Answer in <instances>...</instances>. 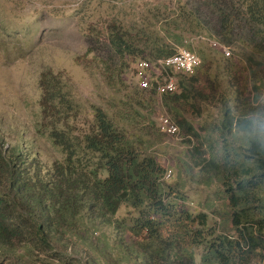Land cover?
<instances>
[{
    "label": "rangeland",
    "instance_id": "374dc122",
    "mask_svg": "<svg viewBox=\"0 0 264 264\" xmlns=\"http://www.w3.org/2000/svg\"><path fill=\"white\" fill-rule=\"evenodd\" d=\"M222 2L0 0V141L5 148L39 158L46 171L64 160L61 150L40 132L41 75L47 71L61 74L81 108L71 120L76 133L81 135L90 128L93 106L116 119L130 112L135 124L132 137L147 148L150 145L161 166L172 172L167 183L175 190L174 196H179V205L194 215L207 214L208 233L235 236L222 187L201 184L190 154L201 142L177 122L180 116L189 121L202 137L204 150L212 145L218 152L228 109L254 115L264 127L259 110L264 105V30L246 15L247 6L240 0L233 1L239 15L223 22L218 8ZM248 3L255 4L254 0ZM118 34L133 46L135 54L122 56L113 51L110 38ZM209 39L219 46L213 47ZM222 47L232 57L224 55ZM155 49H189L200 57L201 65L193 75L198 94L166 106L164 97L143 92L137 77L139 61L154 60ZM255 86L261 91L257 93ZM136 93L145 94L142 108L134 100ZM258 95L261 98L256 102ZM161 117L178 125L180 135H163L158 128ZM130 216H136L135 212L122 207L115 219ZM179 226L173 222L166 228L169 233L177 232ZM133 241L128 233L103 226L91 232V248L79 247L73 252L61 244L59 249L73 255L76 264H141L138 249L128 250ZM195 253L200 264L203 248H195Z\"/></svg>",
    "mask_w": 264,
    "mask_h": 264
},
{
    "label": "trees",
    "instance_id": "16d2710c",
    "mask_svg": "<svg viewBox=\"0 0 264 264\" xmlns=\"http://www.w3.org/2000/svg\"><path fill=\"white\" fill-rule=\"evenodd\" d=\"M233 1L223 0L218 6L225 23L239 15ZM240 1L247 6L246 15L264 30V0H254L252 5L250 0ZM110 43L122 56L136 52L121 34L112 35ZM154 51L156 58L144 61L156 63L177 54ZM200 54L206 57L203 51ZM193 75H176L184 79H177L176 93L164 96L166 106L198 94ZM39 85L40 132L61 150L64 160L46 171L39 158L5 148L0 141V264H76V258L59 246L64 244L73 252L91 248V232L103 226L128 233L134 239L128 250L138 249L141 264H198L195 248H203L200 264H264V127L259 125L260 118L228 109L219 152L212 145L204 150L193 125L181 116L177 120L201 142L190 151L201 184H219L228 202L235 236H216L206 230L207 214L194 215L179 205V196L167 183V171L150 145L147 148L132 137L135 124L130 112L116 119L93 106L91 126L79 135L71 120L81 108L69 84L61 74L47 71ZM143 92L157 95L156 82ZM144 93L135 94L140 108L146 103ZM259 110L264 117V105ZM122 207L136 216L115 219ZM173 222L180 226L169 233L166 226Z\"/></svg>",
    "mask_w": 264,
    "mask_h": 264
},
{
    "label": "built area",
    "instance_id": "2783aa9c",
    "mask_svg": "<svg viewBox=\"0 0 264 264\" xmlns=\"http://www.w3.org/2000/svg\"><path fill=\"white\" fill-rule=\"evenodd\" d=\"M209 43L217 48L219 44L212 39ZM223 48V54L232 57V52ZM200 57L189 49H180L174 56L158 60L156 63L150 61H141L139 63L137 77L143 90H148L152 81L156 82V93L159 97L174 94L178 90V81L176 75H193L200 67ZM159 131L166 136L176 137L180 135V129L170 118L161 117L158 125ZM172 177V172L166 174V179Z\"/></svg>",
    "mask_w": 264,
    "mask_h": 264
},
{
    "label": "clouds",
    "instance_id": "9594fccd",
    "mask_svg": "<svg viewBox=\"0 0 264 264\" xmlns=\"http://www.w3.org/2000/svg\"><path fill=\"white\" fill-rule=\"evenodd\" d=\"M255 129L253 130V132H249V136H252L254 134Z\"/></svg>",
    "mask_w": 264,
    "mask_h": 264
}]
</instances>
